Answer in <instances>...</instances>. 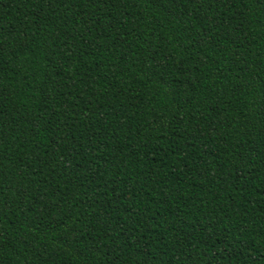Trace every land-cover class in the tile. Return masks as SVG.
Segmentation results:
<instances>
[{"label":"trees","instance_id":"16d2710c","mask_svg":"<svg viewBox=\"0 0 264 264\" xmlns=\"http://www.w3.org/2000/svg\"><path fill=\"white\" fill-rule=\"evenodd\" d=\"M0 264H264V3L0 0Z\"/></svg>","mask_w":264,"mask_h":264},{"label":"snow or ice","instance_id":"6c2138e0","mask_svg":"<svg viewBox=\"0 0 264 264\" xmlns=\"http://www.w3.org/2000/svg\"><path fill=\"white\" fill-rule=\"evenodd\" d=\"M262 3H264V0H261Z\"/></svg>","mask_w":264,"mask_h":264}]
</instances>
